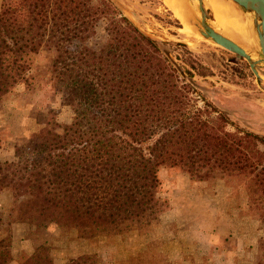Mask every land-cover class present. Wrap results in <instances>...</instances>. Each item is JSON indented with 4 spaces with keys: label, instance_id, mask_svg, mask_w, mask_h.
<instances>
[{
    "label": "trees",
    "instance_id": "trees-1",
    "mask_svg": "<svg viewBox=\"0 0 264 264\" xmlns=\"http://www.w3.org/2000/svg\"><path fill=\"white\" fill-rule=\"evenodd\" d=\"M42 50L52 53V85L75 116L0 157L11 225L57 226L84 240L150 227L160 221L163 167L194 182L243 184L264 222V137L207 100L198 78L212 73L186 44L151 39L111 0H3L0 106L33 84L32 57ZM6 232L0 264L13 262ZM20 264L57 263L45 242ZM63 264L103 263L84 254ZM254 264H264V237Z\"/></svg>",
    "mask_w": 264,
    "mask_h": 264
},
{
    "label": "rangeland",
    "instance_id": "rangeland-1",
    "mask_svg": "<svg viewBox=\"0 0 264 264\" xmlns=\"http://www.w3.org/2000/svg\"><path fill=\"white\" fill-rule=\"evenodd\" d=\"M116 1L155 39L186 44L212 73L198 78L207 100L236 126L264 136V79H257L244 58L203 38L195 28L187 30L163 0ZM204 7L209 21L216 23L212 10L205 4ZM196 11H199L198 3ZM51 61L52 53L48 50L33 56V84L28 88L19 85L0 106L2 160L12 159L17 146L54 122L70 124L74 119L73 110L64 104V94L52 85ZM257 68L264 78V65ZM199 104L203 106V102ZM228 130L235 128L228 126ZM159 176L160 197L170 201L174 216L169 212L166 224L155 231V237L152 234L149 238L132 231L84 240L78 238L77 232L57 226L37 230L27 224L11 225L13 197L10 192L1 193L0 217L5 225L0 228V237L6 236L7 228L12 229V264H20L45 242L57 264L84 254H97L103 264H139L137 258L149 255L152 247L163 253L162 257L157 253L162 261L159 264L255 263L259 240L264 237V222L249 209L243 184L220 180L194 182L180 170L166 167L161 168Z\"/></svg>",
    "mask_w": 264,
    "mask_h": 264
},
{
    "label": "bare ground",
    "instance_id": "bare-ground-1",
    "mask_svg": "<svg viewBox=\"0 0 264 264\" xmlns=\"http://www.w3.org/2000/svg\"><path fill=\"white\" fill-rule=\"evenodd\" d=\"M163 1L181 20L187 30L197 29L192 23L199 17L196 11L198 3L196 0ZM203 3L212 10L215 16L216 23L211 22L213 29L243 47L252 56V60H256V51L260 47L254 30L253 14L244 12L233 0H203Z\"/></svg>",
    "mask_w": 264,
    "mask_h": 264
},
{
    "label": "water",
    "instance_id": "water-1",
    "mask_svg": "<svg viewBox=\"0 0 264 264\" xmlns=\"http://www.w3.org/2000/svg\"><path fill=\"white\" fill-rule=\"evenodd\" d=\"M124 14L127 16L143 33L149 36L151 39L157 42H164L155 39L152 35L144 31L130 16L125 13L123 6L116 0H111ZM199 4V17L193 20V25L198 29L199 33L206 39L211 40L215 44L225 48L226 50L244 58L250 65L251 70L255 74L258 80L264 79L257 66L264 65V0H233L244 12L253 14L254 30L258 37L259 49L256 51L257 59L252 60V56L247 51L235 43L233 40L224 37L216 32L211 26L203 0H196ZM247 130V129H246ZM253 132L251 130H248ZM255 133V132H253ZM256 134V133H255ZM258 135V134H257ZM260 136V135H259ZM264 137V136H262Z\"/></svg>",
    "mask_w": 264,
    "mask_h": 264
},
{
    "label": "crops",
    "instance_id": "crops-1",
    "mask_svg": "<svg viewBox=\"0 0 264 264\" xmlns=\"http://www.w3.org/2000/svg\"><path fill=\"white\" fill-rule=\"evenodd\" d=\"M161 202L163 203V205H162V210H161L160 221L158 223L152 224L150 227H146L139 231L136 230L135 232L138 233L139 236L149 238L153 234V236L155 237V231H157L158 228L161 229L162 225L166 224L165 218L169 215V212L171 213L173 212V210H172V206L169 200H162ZM171 215L174 216L173 213H171ZM149 252H150L149 255H146L145 257H142V255H140L137 258L138 260L136 259L135 260L138 261L139 264H159L162 262L160 260L161 259L160 257L163 256V253L157 247H155V249L153 247L149 248ZM157 253L160 257L157 255Z\"/></svg>",
    "mask_w": 264,
    "mask_h": 264
},
{
    "label": "flooded vegetation",
    "instance_id": "flooded-vegetation-1",
    "mask_svg": "<svg viewBox=\"0 0 264 264\" xmlns=\"http://www.w3.org/2000/svg\"><path fill=\"white\" fill-rule=\"evenodd\" d=\"M206 14H207V12H206ZM212 76V75H211ZM209 77V76H208Z\"/></svg>",
    "mask_w": 264,
    "mask_h": 264
}]
</instances>
